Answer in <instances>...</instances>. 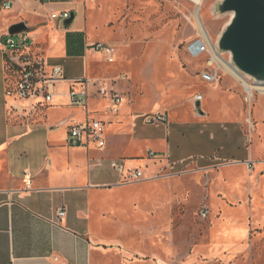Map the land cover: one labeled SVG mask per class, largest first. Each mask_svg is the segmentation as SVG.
Returning <instances> with one entry per match:
<instances>
[{
	"label": "crops",
	"instance_id": "obj_1",
	"mask_svg": "<svg viewBox=\"0 0 264 264\" xmlns=\"http://www.w3.org/2000/svg\"><path fill=\"white\" fill-rule=\"evenodd\" d=\"M2 1L10 2L11 7L0 9V264H131L130 257L134 264H173L174 251L191 250L195 245L190 237L180 246L172 239L177 206H185L180 217L183 226L189 225L184 223L189 196L202 195L192 215L196 206L206 203L208 218L213 220L209 232L236 211L231 207L244 203L252 207L261 180L256 179L254 192L251 179L246 183L253 154L246 148L248 126L232 86H219L211 92L219 96L221 106L219 117L212 118L199 93L176 102L169 94L175 89L172 84L165 88L121 85L128 75L118 74L119 65L131 62L134 55L125 58L116 50L114 62L108 63L102 54L88 48L101 43L93 35L98 26H90L96 0H0V5ZM62 12L73 16L68 28L65 21L51 19ZM19 23L25 30L9 35L10 26ZM21 34L29 39V51L43 74L60 66L64 76L55 85L50 104L39 106L29 116L11 112L14 102L5 95L9 75L5 40ZM136 55L140 58L142 54ZM154 69L155 64L147 63L143 73L149 75ZM82 79L88 80V100L86 107H75L68 92L71 81ZM98 83L123 95L116 113L110 111L107 98L98 96ZM135 89L143 95L130 100ZM198 95L200 103L195 101ZM154 112L165 114L167 124L145 125L140 116ZM93 120L105 124V147L96 149L87 137L85 147L68 146V128ZM135 146L138 150L132 151ZM144 148L147 160L148 151L167 157L177 176L125 183L132 170L141 168L138 160L143 159ZM135 160L138 162L132 166ZM111 162L119 163L123 171L113 169ZM161 166V161L151 164L155 169ZM225 168L240 169L242 177L222 175L216 182V175ZM263 173L261 170L260 175ZM184 184L192 189L180 194L173 191L175 200L152 195ZM211 189L221 201L214 207L207 201ZM148 190L151 196L145 195ZM60 209L65 215L57 220ZM199 210L195 215L201 220ZM252 217L251 212L247 220ZM248 227L245 220L229 224L225 232L233 241L221 249V255L211 258L214 263L264 264V227L258 229L261 234L253 244ZM168 232L171 240L164 243L161 236ZM144 234L148 236L140 239ZM241 236L244 239L238 249L233 237ZM245 239L248 244L243 246ZM198 255L193 254V260Z\"/></svg>",
	"mask_w": 264,
	"mask_h": 264
},
{
	"label": "rangeland",
	"instance_id": "obj_2",
	"mask_svg": "<svg viewBox=\"0 0 264 264\" xmlns=\"http://www.w3.org/2000/svg\"><path fill=\"white\" fill-rule=\"evenodd\" d=\"M220 2L222 0H201L199 3H195L194 0H96L95 4L92 5L93 7H91L90 26L92 25L91 27H93L94 25V28L98 26L93 35L99 37L101 43L114 47L115 50L119 51V54L123 53L122 55L125 58L131 59L134 55V60L131 62L129 61V63L122 65L118 64L121 69L118 74L125 72L128 75L126 80L120 82L121 85L125 86L133 83L134 85L146 84L149 87V85L154 84L156 87L165 88L167 84H172L175 85V89L172 88L169 94L173 96V100L176 102L182 99L185 101L192 94L199 93L206 99L212 118L219 117V110L221 109L219 96L211 93L219 90V86L227 85L226 87L228 88L232 86L235 96L242 104L241 113L243 112L242 116L246 118L248 126L246 148L247 151H251L253 154L248 162L252 173L250 177H247L246 183L248 185V180L251 179L254 192L256 179L261 180L257 194L258 198L255 197L251 208L246 203L242 204L241 207L238 205L237 207H231L233 211H236L230 217H225L227 218L225 222H220V225H217L213 228V231L209 232L213 222L212 217L200 220L195 215L200 206L206 205V203L196 206L192 215L193 206L202 199V195H194L192 193L193 195L189 196V203L187 202V210L184 216V223L189 225L183 226V219L180 217L185 211V206H177L175 211L178 218L173 219L172 239L180 246L184 244L186 239L189 240L190 237L195 245L190 248L191 250L183 247L174 251V255L171 257L173 264H202L207 260L205 264H216L211 258L221 255V249L231 244L232 238L225 232L231 222H244L245 220L247 227L249 226V239H252V244L258 239V235L261 234L258 229L264 227V204H262L261 198L263 197L264 200V173L260 175V171L264 170V85L236 71L242 78L237 77L224 63L226 62L232 66L229 54L219 51L217 42L230 22L232 14H218L216 8ZM199 23L203 27L206 36L204 37L205 41L210 42L212 51L208 47L209 52L202 54L198 58H192L187 53L186 48L195 40L203 42V34ZM136 53L142 54L141 57L138 58ZM212 58L217 59L209 67L207 62ZM147 63L155 64L156 69L149 75H144L143 69ZM215 69L219 70V75L218 82L214 83V86L201 81L202 72ZM179 71L185 73L186 76ZM243 82L253 87L250 94L245 91ZM133 92L130 100H137L143 95L139 89H135ZM142 108H145V106ZM67 127L64 128L67 129ZM65 129L59 132L62 133ZM141 148L142 146L140 145V154ZM137 150L138 148L135 146L132 151ZM145 154L146 150L144 156H142L144 160H138L141 167L140 170H145L146 176H153L156 171L164 166V163L162 162V166L159 169H155L151 167V164L159 163L160 161L147 160ZM138 161H131L132 166H135ZM146 165L148 166L146 167ZM255 168H257V172L254 173ZM164 172L167 173V171ZM222 175L224 177L232 176V178L242 177L240 169L225 168L216 175V182L219 183L221 181ZM175 176L177 175L168 178ZM204 176L206 175L204 174ZM185 189L191 190L192 187L189 185L185 186V184L176 185L172 190L169 188L167 191L158 190L152 195L157 196L161 200L168 198L175 200L174 192L180 194ZM215 189L216 186L213 187L214 191ZM213 190L209 198H207L208 203L212 207L221 203V201L219 202L215 199ZM145 195L151 196V190L146 191ZM252 197L254 198V194ZM251 212L253 220L249 221L250 219L248 218L249 220H247V215L249 213L251 215ZM207 232L209 233L207 234ZM147 236V234H144V236H139V238ZM241 237H233L236 240L232 243L238 244L236 246L238 249L244 239ZM161 238L164 243L170 242L171 235L168 232L162 235ZM246 240L243 246L248 244ZM208 242L210 243L209 246ZM199 243H201V250H198ZM195 247L196 252H194ZM145 251H149V249H145ZM162 253L165 257L166 255L168 256L166 251ZM197 253L199 257L193 260V254ZM130 261L131 264H134L132 263L134 261L133 258L130 257Z\"/></svg>",
	"mask_w": 264,
	"mask_h": 264
},
{
	"label": "built area",
	"instance_id": "obj_3",
	"mask_svg": "<svg viewBox=\"0 0 264 264\" xmlns=\"http://www.w3.org/2000/svg\"><path fill=\"white\" fill-rule=\"evenodd\" d=\"M10 7L11 4L8 1H2L0 5V9L8 10ZM70 16L71 14L69 12H62L58 16L52 15L51 19L67 21ZM5 48L7 50L6 55L9 64L5 95L7 99L14 102L10 105L9 109L11 112L22 116L26 114L28 116L33 115L39 106L46 107L50 104L55 85L60 81H64L63 70L60 66H55L48 75L43 74L41 65L29 51V39L24 34L18 35L15 38L9 36L5 40ZM88 48L102 54L108 63H113L115 60L116 50L110 45L95 43L88 46ZM186 51L192 58H198L202 54L209 52L208 46L201 40H195L190 43ZM10 58L16 59L21 67L11 62ZM10 65L13 68H10ZM207 65L209 67L212 66V64ZM218 75V69L204 71L201 73V79L208 84H214L218 82ZM87 85V79L71 81V87L68 92L71 105L75 107H86L88 100ZM97 85L98 96L107 98L111 103L110 111L116 113L118 106L124 100L123 95L115 90L106 88L102 83H98ZM195 101L200 103L202 97L200 95L196 96ZM140 118L145 125L167 124L166 115L159 112L147 113L140 116ZM104 127V122L97 120L71 125L68 128L66 143L70 147H85L86 143L83 140L84 137H87L88 140L95 143L96 149L101 150L106 145ZM147 157L150 160L163 162L164 166L156 171L153 176H146L145 170H132L128 175V179H125V183L155 180L163 177H172L176 174L173 172V164L169 162L167 157H160L151 151L147 152ZM110 166L119 172L123 171V167L117 162H111ZM164 171H167V173ZM165 173L166 175L163 176ZM64 215L65 211L60 209L57 214V220H60ZM198 215L201 220H206L209 216L208 207L203 205Z\"/></svg>",
	"mask_w": 264,
	"mask_h": 264
},
{
	"label": "water",
	"instance_id": "obj_4",
	"mask_svg": "<svg viewBox=\"0 0 264 264\" xmlns=\"http://www.w3.org/2000/svg\"><path fill=\"white\" fill-rule=\"evenodd\" d=\"M217 13H231L232 18L220 36L217 47L228 53L234 69L257 83H264V0H222ZM73 16L64 22L68 28ZM25 30L23 23L10 26L9 35ZM10 61L21 67L17 60Z\"/></svg>",
	"mask_w": 264,
	"mask_h": 264
},
{
	"label": "bare ground",
	"instance_id": "obj_5",
	"mask_svg": "<svg viewBox=\"0 0 264 264\" xmlns=\"http://www.w3.org/2000/svg\"><path fill=\"white\" fill-rule=\"evenodd\" d=\"M195 1V3H199L201 0H194ZM199 26H200V29H201V31H202V34H203V42H205L207 45H208V47H209V49H210V51H212V47H211V44H210V42L208 43L207 41H205V38L204 37H206L205 36V33H204V30H203V27H202V25L199 23ZM216 51V50H215ZM216 54H217V52H216ZM213 55V54H212ZM215 57V56H214ZM215 59H217V58H212V59H210L209 60V62H208V64H211V63H213L214 61H215ZM225 64H226V66L237 76V77H241L237 72H236V70L232 67V66H230L228 63H226V62H224ZM242 78V77H241ZM257 84V83H256ZM260 84H263L264 85V83H260ZM243 85H244V89H245V91L248 93V94H250L251 93V90L253 89V87L252 86H250V85H248L247 83H245V82H243Z\"/></svg>",
	"mask_w": 264,
	"mask_h": 264
},
{
	"label": "trees",
	"instance_id": "obj_6",
	"mask_svg": "<svg viewBox=\"0 0 264 264\" xmlns=\"http://www.w3.org/2000/svg\"><path fill=\"white\" fill-rule=\"evenodd\" d=\"M11 67L13 68V66L10 65V68H11Z\"/></svg>",
	"mask_w": 264,
	"mask_h": 264
}]
</instances>
